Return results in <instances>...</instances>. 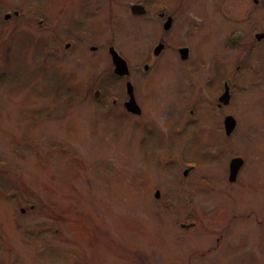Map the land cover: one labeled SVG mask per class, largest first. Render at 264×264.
<instances>
[{"label": "rangeland", "instance_id": "374dc122", "mask_svg": "<svg viewBox=\"0 0 264 264\" xmlns=\"http://www.w3.org/2000/svg\"><path fill=\"white\" fill-rule=\"evenodd\" d=\"M51 1L0 0V264H264V39L252 45L264 31V0H184L178 15L191 42L193 21L210 12L227 22L210 26L216 43L227 28L256 48L250 64L260 81L234 100L242 110L233 111L239 125L229 144L216 142V121L185 115L203 91L174 62L172 46L148 71L137 69L154 59L158 16L130 19L132 0L110 4L115 45L146 108L139 120L112 104L125 79L113 73L108 51L84 46L89 35L58 36L62 44L75 39L53 48L52 14L43 9ZM102 5L86 23L96 26L94 37L104 30L98 45L111 32ZM14 8L21 14L3 19ZM206 45L191 59H210ZM245 49L234 43L223 56L242 60ZM98 85L104 99L85 97ZM231 150L247 157L245 187L225 178L223 152ZM188 158L198 166L190 181L180 165Z\"/></svg>", "mask_w": 264, "mask_h": 264}, {"label": "flooded vegetation", "instance_id": "af4514ba", "mask_svg": "<svg viewBox=\"0 0 264 264\" xmlns=\"http://www.w3.org/2000/svg\"><path fill=\"white\" fill-rule=\"evenodd\" d=\"M117 0H54L51 1L52 7L49 5V8H43L48 10L52 14V25L51 31L53 36L57 39L56 43L53 44V48L55 50L60 49V46L63 45L65 48L72 47V42L75 39L74 37L71 39H64L66 41L63 44L58 40V36H78L81 34L83 36L89 35V38L83 40L84 46L86 47V43L90 42L89 48L94 51H109L112 49L118 50V45H115L117 42V37L114 35L115 30L117 31V17L114 19V15L117 16L116 12H114L113 8H111L110 4L116 2ZM261 0H252L253 4H257ZM106 6V21L103 23L107 29L111 32L109 34V39L106 43L102 45H98V40L101 38V34L104 30H99V35L96 33L95 37L93 35L96 30V26L93 24L87 25L88 19L90 21L95 20L98 15L101 13L103 8L102 3ZM39 4V3H38ZM133 4H138L143 6L144 10L140 13L131 12V6ZM37 8H42L43 6L38 5ZM184 0H132L127 5L129 11V18L136 19L141 17H146L150 13H154L160 19L158 25V34L151 45L150 52L152 53V58H147L145 60L137 63L136 67L143 68L144 71H148L149 67H152L153 64L160 62L159 58L167 52L171 46L173 47L172 54L175 57V63L179 64V67L182 69L183 75L187 76V80H193V83L198 87V91L202 90L203 95L197 96L195 94V98L192 102V105L183 106V111L185 115L192 120L194 123H199L201 116L204 115L205 118H209L212 122L216 121V129L219 134L216 142L222 144L232 143V138L234 132L236 131L239 121L238 116L233 113V111H237L236 113L242 110L241 107L234 106V100L237 96L247 95L249 97L248 90L251 86H253L256 82L260 81L259 72L257 68L253 67L250 64V56L255 52L257 48V43L262 42L263 38H257L254 33V38L252 42L256 48L252 52H250L249 42L244 44L239 40L233 38V31L231 30L229 33L227 32V28L224 29L220 34H218L219 42L216 43L215 33L212 32L210 26L219 21L222 25L223 22L227 25V22L221 21V19L217 18L215 14L210 12H203L201 17L199 16L196 21H193V29L194 34L192 35V42L188 39V36H185V33L182 34L181 31H178V15L182 13L181 9L184 8ZM18 16V15H17ZM11 17V16H10ZM9 17V18H10ZM225 19V18H224ZM137 20H132L135 22ZM40 24L43 22L42 19H39ZM136 24V23H133ZM90 25L94 27L90 28ZM106 30V29H105ZM178 31V32H177ZM59 32V34H58ZM264 32V31H262ZM62 34V35H61ZM241 33L239 32L238 35ZM213 35L215 43L212 41L211 36ZM100 36V37H99ZM210 41L212 46L210 47V53L208 60H195L191 59L193 49L198 47H206V43ZM120 42H118L119 44ZM234 43H237L243 47H245L248 54L244 56L245 58L242 60H225L223 54L224 51L228 52V48L232 47ZM162 46L158 53L155 51L157 47ZM250 52V54H249ZM185 55V56H184ZM216 56V61L213 57ZM157 58V59H156ZM218 58V59H217ZM212 59V60H211ZM221 66V67H220ZM225 67V70H222V67ZM113 71V68H112ZM114 72V71H113ZM192 72V73H191ZM207 73L205 78L200 75ZM196 76L190 77L193 74ZM131 75V74H130ZM238 75V76H237ZM251 75V76H250ZM119 78H124V83L127 82L128 76H120L116 75ZM235 76L236 80H235ZM240 79V80H239ZM202 80V81H201ZM199 81V83H198ZM132 84L133 81L131 80ZM124 84V85H125ZM134 86V84H133ZM92 93V94H91ZM91 95L94 100L98 101L100 99H104L106 96L105 90L99 85L91 92V89L88 88V91L84 92V95ZM97 95V96H96ZM134 98L136 103L139 105L137 109L129 110L126 103L129 99L126 88L123 89L121 93H117V97L112 100V104L115 107H120L124 109L126 112L131 115L136 116L139 120H144V109L140 102L138 101L135 93ZM190 98V97H189ZM107 110V109H105ZM202 112V114H201ZM209 124L208 122L205 125ZM201 153V151H200ZM227 157V168L225 172V178L228 180L230 184H238L239 182L243 187L245 182H242L240 178V173L247 161V157L235 151L223 152ZM241 156L243 158V162L241 163L239 169L236 174L233 175L231 170V161L234 157ZM183 163L180 164L183 168L181 173L183 172V177L185 179H189L191 171L196 170L198 167L195 162L190 161V159H183ZM234 177V178H231ZM186 180L181 181L186 186L191 188L192 186H196L195 184L185 183ZM190 181V180H188ZM188 184V185H187ZM228 184V183H227Z\"/></svg>", "mask_w": 264, "mask_h": 264}, {"label": "water", "instance_id": "95a60500", "mask_svg": "<svg viewBox=\"0 0 264 264\" xmlns=\"http://www.w3.org/2000/svg\"><path fill=\"white\" fill-rule=\"evenodd\" d=\"M131 9H132V11L134 13H140V12L145 11L143 6L138 5V4L132 5ZM256 36H257V38L264 37V33H258ZM161 47L162 46L157 47V50L155 52L158 53L159 50L161 49ZM110 53L112 55L113 63L115 65V72L120 74V75L127 74L128 73V67H127V63H126L125 59H123L114 49H112ZM127 89H128V92L132 95V86H131V84L129 82L127 83ZM132 103H133V97L131 98V102L129 103V109L131 107V109L133 110L134 106H133ZM241 161L242 160L240 158L232 160V162H231V167H232L231 172H232L233 175L236 174V172H237V170H238V168H239V166L241 164ZM231 178H234V177H231Z\"/></svg>", "mask_w": 264, "mask_h": 264}]
</instances>
